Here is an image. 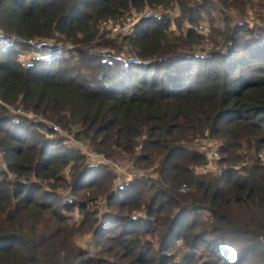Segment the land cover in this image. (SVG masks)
Here are the masks:
<instances>
[{
    "label": "trees",
    "instance_id": "16d2710c",
    "mask_svg": "<svg viewBox=\"0 0 264 264\" xmlns=\"http://www.w3.org/2000/svg\"><path fill=\"white\" fill-rule=\"evenodd\" d=\"M220 2L264 15V0ZM147 6L165 12L121 38L128 55L103 24ZM211 8L210 0H0V264H264V27L226 25L217 34L226 51L182 56L209 42L187 27ZM12 37L55 43L26 67L28 45ZM12 109L155 175L115 193L107 167L79 165L65 139L50 140L46 124ZM204 135L222 144L221 175L197 171L206 157L192 143ZM243 162L251 163L240 174ZM72 163L77 202L58 192ZM92 187L108 209L101 218L90 211L99 199ZM85 235L88 250L77 246Z\"/></svg>",
    "mask_w": 264,
    "mask_h": 264
},
{
    "label": "rangeland",
    "instance_id": "374dc122",
    "mask_svg": "<svg viewBox=\"0 0 264 264\" xmlns=\"http://www.w3.org/2000/svg\"><path fill=\"white\" fill-rule=\"evenodd\" d=\"M210 1L213 3V8H211L212 11L208 12L210 14H208L207 12L202 13L201 18H200V23L201 22L206 23L209 26V30H210V26L211 25H212L211 28L217 27L219 30L214 31V33H212L211 30H210V34H209V37H208L209 39L208 38H204V39H208L209 42L207 40H204V42H203V44H201V46L195 45L192 49H189L186 52H182L181 53L182 56H184V55H186V56L187 55L188 56H193V55L203 56V55L209 53V51H214L215 49H217V50H219L221 52L222 51H226L228 49L227 39L225 37H221V36L217 37V34L219 33V31L221 32V31L224 30V33H225L226 25H229V27H232V28L235 27V25H239V26H242V27H247L249 29H252L256 33H258V29L264 27V15L261 16L260 12L254 10V9H252L250 7H248V9H247L246 13H244L245 14L244 15V14H242V13L236 11V10H230V9H227L226 7L224 8L223 7L224 5L218 7L215 4L214 1H212V0H210ZM217 1L220 2L221 0H217ZM229 1H231V0H229ZM175 5H176L174 7L175 9L170 10L171 12L168 13L170 15V17H172V18H176V17H178L180 15V9L178 8L179 6L177 4H175ZM103 30L108 35L107 36L108 38L115 40L117 42V44L120 45L121 49L125 53L130 55L129 52H128L130 50L129 49V45L121 40V37H119L121 35H118L116 37H112L110 34L107 33L106 29H103ZM221 34H223V33H221ZM211 38H212V40H211ZM63 42L64 41H62L61 43H63ZM52 43H55V42L54 41H52V42L48 41L47 44L44 45V46L52 45ZM61 43H59V44H61ZM67 44H69V43H67ZM69 45H71V44H69ZM71 46L73 47V45H71ZM21 50H22V53L27 52L28 54L33 55L35 57V55L38 54L37 50H39V49H37L36 47L28 45V48H26V49L25 48H21ZM111 52H112V56L113 57H120V58L127 59V56L125 54H123L122 52H119V51H111ZM201 53H204V54H201ZM74 60H75V58L72 59V61H74ZM75 65H76L77 68H81V65H79V64H75ZM86 74L91 75V72L90 71H86ZM32 118L35 119V117H32ZM47 122H49V121H47ZM49 123H51V122H49ZM73 133H76V130H73ZM204 136H199L198 137L199 139L203 138V140H204L201 144L200 143H196V140H194L192 144H193L195 150H197L198 152L199 151H203V153L205 155H207L206 153H208V149L206 147V142L208 140L204 139V138H207L206 136L205 137ZM56 137L63 138L61 136H56ZM52 139H50V140H52ZM210 139H211V137H210ZM213 140L218 142L220 145H222L219 140H216V139H213ZM66 142H67V145H68L69 148L77 150L80 153V156H82L83 159L79 162V165L82 164V165H84V167L87 166L86 168H88V167H99V166H91V165H89V162L91 160L88 162L87 158L82 154L83 152H86L87 150L94 151L89 143L79 141L76 138H75L74 141H71V140L69 141L67 139ZM0 159H1V155H0ZM206 160H207V158H206ZM112 162L120 163V164H122L124 166L126 164L130 163L129 160H112ZM250 163L251 162H248V166H250ZM73 165L74 164L72 163L71 165H68L67 168H65L67 171L64 173V175L66 174V176H67L68 172H70V171H72V172L69 174L70 175L69 177H66V180H67L66 181L67 182L66 183V189H61L58 192L62 195L63 198H65L67 200H73V201L77 202L78 200L73 197V192H71V185H72L73 180H74V177H73V174H74ZM218 168L220 170L222 169V167L220 165H218ZM244 170L245 169H241V167H239V169H238L240 174H242L244 172ZM108 171L114 177V181H113V184H112V191H113L114 186L116 184L115 175H114V171H112L111 169L108 168ZM197 171L199 173H204L205 174V171H203L202 166H200L197 169ZM142 173L145 176L149 175V177L150 176L154 177V175H155V174H153L154 173L153 169L146 171V173L145 172H142ZM214 174H216V173H214ZM89 191L93 192V193L92 192H89V193L94 198L99 197V199L97 200L96 203H93V205L92 204L89 205V206L92 207L90 209V211L91 212H94V211L97 212L98 211L97 212L98 217L101 218L104 215V213L107 212V210H108L107 206H106V203L103 200L100 199V195H102V193L101 192L99 193L96 190V187L90 188ZM91 195L90 196L88 195L87 197L91 198L92 197ZM79 216H80V211H79L78 208H76L71 213V217H73L75 221H79L80 222L82 219ZM92 238H93L92 235L82 236L81 238H79L77 240V246L79 248L88 250V248L90 246V243L93 241ZM89 251L93 252L92 249L89 250Z\"/></svg>",
    "mask_w": 264,
    "mask_h": 264
},
{
    "label": "built area",
    "instance_id": "2783aa9c",
    "mask_svg": "<svg viewBox=\"0 0 264 264\" xmlns=\"http://www.w3.org/2000/svg\"><path fill=\"white\" fill-rule=\"evenodd\" d=\"M212 1H214L217 6H221V2H218L217 0H212ZM164 12L165 10L162 6H159L156 8H150L149 6H147L144 8L142 12H138L135 9H132L129 13L123 16L119 22H111V21L105 22L103 24V29H106L107 33L110 34L112 37H116L118 35H121L119 36L121 38L127 37V36L134 34L136 26L140 22H142V20H144L145 18H159L163 15ZM199 24L189 25L187 29H191L195 31L196 34L201 35L205 38L209 37V34H210L209 26L203 22ZM0 36H4V33L2 32V30H0ZM8 42L11 44L23 43L29 46L36 47L37 49H40L41 47L46 45L48 41L44 39H37V38L23 40L20 38L12 37L11 39L8 40ZM48 46H51V45H48ZM66 48L69 51L73 50V47L71 45H67ZM201 54H204V53H201ZM39 57H40L39 54H36L34 57L33 55H30L27 52H25V53H21L19 57V61L22 66L28 67V66H31L33 62ZM12 112L17 115L25 116L33 121L42 122L46 124L49 127V129L53 131V134H54L51 137H49L50 139L53 136H61L66 140L68 139L69 141L75 140V136L72 134V132H70L67 129L62 128L59 125L47 122V120L43 117L34 115L32 113L25 112L22 109H12ZM32 117H35V119H33ZM206 137L207 138H204V139L208 140L206 142L208 153L205 152L207 154L205 155L203 151H199V153H201L207 158L206 163L202 166L203 171L209 174L216 173L215 175H221L223 173V170L222 169L220 170L218 168L220 158H221L220 156L221 145L218 142L214 141L213 138L210 139L208 135H206ZM195 140H196V143H200V144L204 141L203 138L201 139L196 138ZM82 154L87 158L88 162L91 160L89 162V165L104 166L114 171L116 184L114 186L113 192L115 193L124 191L126 189V186L130 182H133L139 179L143 180L147 178V176H145L142 172L136 170L132 163H128L124 166L120 163L112 162V160L107 159L104 155L96 153L92 150H87L86 152H83ZM259 159H260V164L264 166V153L259 154ZM239 167H241V169L248 167V162H243L241 165L237 166L236 169L238 170ZM66 171L67 170L63 172V176L65 178L69 177L70 176L69 174L71 173V172H68L66 176V174L64 175ZM185 191H186L185 188L181 189V192H185Z\"/></svg>",
    "mask_w": 264,
    "mask_h": 264
}]
</instances>
